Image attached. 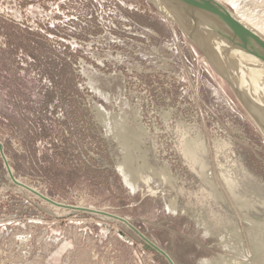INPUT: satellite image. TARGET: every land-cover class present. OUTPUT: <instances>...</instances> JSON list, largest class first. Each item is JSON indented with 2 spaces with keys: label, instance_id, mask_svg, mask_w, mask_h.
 <instances>
[{
  "label": "rangeland",
  "instance_id": "1",
  "mask_svg": "<svg viewBox=\"0 0 264 264\" xmlns=\"http://www.w3.org/2000/svg\"><path fill=\"white\" fill-rule=\"evenodd\" d=\"M218 1L225 13L197 16L172 0L199 26L229 29L235 10ZM238 1L264 20V0ZM253 121L146 0H0V144L23 186L0 156V264H169L139 235L175 264H247L250 226L226 184L264 190ZM205 177L232 213L209 199Z\"/></svg>",
  "mask_w": 264,
  "mask_h": 264
},
{
  "label": "bare ground",
  "instance_id": "2",
  "mask_svg": "<svg viewBox=\"0 0 264 264\" xmlns=\"http://www.w3.org/2000/svg\"><path fill=\"white\" fill-rule=\"evenodd\" d=\"M146 1L151 3L161 15L168 20L173 21L181 28V30L186 31L192 37L195 44L205 52L206 57L210 60L212 65L218 70V72L227 78L235 94L242 101L245 109L248 111L252 119L257 122L259 129L264 133V84H259V82L264 81V25L262 23L264 20L259 21L261 17H257L253 22H250L252 20L250 19L249 14L243 12L246 7L245 3H241L238 0H225L234 8L235 16L237 17L234 18L233 15L232 20L235 22L230 21L231 19L227 20L230 24L229 29L231 28L233 30V27H236L237 29L234 28L236 31L233 30V36L231 30L226 29L224 26H221L214 21H208L207 23H209V25L207 27H203V25L199 26L200 24L193 20L186 10L179 8V6L173 3L172 0ZM191 1L194 6V10H192L193 13H197V16H211L207 13L208 6L203 4L202 0ZM211 1L214 3L219 2L218 0ZM222 9L224 8L222 7ZM188 18L192 19L194 23L192 22V24H190V22L187 21L190 20ZM242 22L244 23L242 24ZM234 24L239 26L245 25V27L239 28ZM247 26L248 28H246ZM241 29L246 32L243 34V30ZM247 31L252 34L253 37L250 35L249 38L248 36L245 37L246 33V35H248ZM250 39L251 41H248ZM251 43L260 47V49H251L254 47ZM251 96L256 97L257 101L252 99ZM171 201L173 202V200ZM91 212L99 216L101 214V212L98 211ZM194 216L197 219L199 218L195 214ZM116 221L118 222L119 220ZM199 221L201 220L199 219ZM122 223L129 226L127 221H122ZM224 234L225 236L223 235L222 239L225 240L229 237L230 233ZM240 243L241 242L236 241V245L238 244L237 247H239V249L242 247L244 241L242 245ZM224 246H226V244H224ZM170 264H175L172 259ZM210 264H215V262L212 261Z\"/></svg>",
  "mask_w": 264,
  "mask_h": 264
},
{
  "label": "water",
  "instance_id": "3",
  "mask_svg": "<svg viewBox=\"0 0 264 264\" xmlns=\"http://www.w3.org/2000/svg\"><path fill=\"white\" fill-rule=\"evenodd\" d=\"M180 1L185 5L186 8H188L189 11L194 10L193 2L191 0H180ZM202 3L211 9L220 8L223 11V9L220 6H217V5L214 6L211 0H202ZM223 12L225 13V11ZM0 156L6 168V172H7L6 178L10 179L13 182V184L23 187L22 185H18L15 182L12 176V173L9 170L7 160L3 154V146L1 144H0ZM205 180L208 183L209 188H207L208 186H205L203 190L205 191L206 195H208L209 199H212V198L216 199L215 197H218L220 205L230 210V205L228 201L225 199V197L216 191V188L206 177H205ZM249 185H250L249 187L245 186L246 188H243L242 190V192L246 194V196L240 192V189L238 190L237 187L232 186L231 183L226 184V188H227L226 190H227L228 195L231 196L233 203L237 204L239 207V212H240L239 215L241 218L240 221L245 225L246 224L250 225V227L244 228V231L242 234L244 235V242L247 243L249 252H250V255L248 257L249 261L248 260L246 261L247 264H264V239H263V236H264V190L263 188L261 189V187L259 188L256 185H252V184H249ZM247 197L249 199H247ZM43 200L51 204H54V202L50 200H47L44 198ZM67 208L70 209V207H67ZM230 213H232L231 210H230ZM102 214H104V216L106 215L107 217H110L111 220L112 219L115 221L119 220V222L123 221L117 217L110 216L106 213H102ZM139 237L144 242L146 250H151V251L156 252L160 256L166 258V260L170 264L171 259L169 258V256L166 254L165 251L158 248L154 243L150 242L145 237L141 235H139ZM253 248L255 249V256H254Z\"/></svg>",
  "mask_w": 264,
  "mask_h": 264
},
{
  "label": "crops",
  "instance_id": "4",
  "mask_svg": "<svg viewBox=\"0 0 264 264\" xmlns=\"http://www.w3.org/2000/svg\"><path fill=\"white\" fill-rule=\"evenodd\" d=\"M200 262V261H199ZM200 264V263H199Z\"/></svg>",
  "mask_w": 264,
  "mask_h": 264
}]
</instances>
